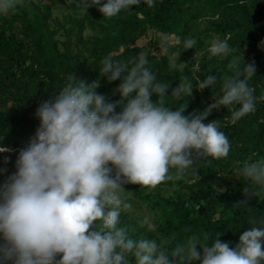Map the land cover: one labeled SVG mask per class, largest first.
Instances as JSON below:
<instances>
[{
	"label": "clouds",
	"instance_id": "9594fccd",
	"mask_svg": "<svg viewBox=\"0 0 264 264\" xmlns=\"http://www.w3.org/2000/svg\"><path fill=\"white\" fill-rule=\"evenodd\" d=\"M20 2L0 0V14ZM80 2L82 11L94 5L102 17L111 18L132 5L151 8L156 0ZM194 44V38L181 44L176 36L163 40L159 48L167 53L180 45L169 59L171 69L183 63L177 62L179 51ZM258 47L264 50V37ZM230 51L225 39H213L208 47L210 56ZM228 68L232 74L223 79L222 94L212 93L211 103L188 113L185 98L192 93L193 81L184 77L167 93L170 82L156 79L143 52L125 61L110 55L101 60L100 78L120 80L112 90L116 100L96 91L100 79L85 83L71 72L55 96L37 106L39 124L18 150L15 170L0 181V264H264V215L248 217L249 227L232 247L218 239L221 234L210 244L198 237L175 243L134 239L119 223L121 207H128L123 185L155 187L181 178L197 158L228 155L230 142L217 119L204 118L224 106L235 123L264 101V93L254 94L249 84L254 62L243 60L241 67L232 59ZM216 81L207 73L196 79L195 87L211 90ZM166 96L175 98V107L165 102ZM6 151L11 149L0 143V152ZM8 159L3 157L5 163ZM5 171L0 167V173ZM234 171L236 178L248 182L244 193H264V159L244 162Z\"/></svg>",
	"mask_w": 264,
	"mask_h": 264
},
{
	"label": "trees",
	"instance_id": "16d2710c",
	"mask_svg": "<svg viewBox=\"0 0 264 264\" xmlns=\"http://www.w3.org/2000/svg\"><path fill=\"white\" fill-rule=\"evenodd\" d=\"M83 7L80 0H21L14 10L0 14V143L11 149L0 152V167L6 169L0 181L15 170L18 150L39 124L34 115L37 106L54 97L71 72L85 83L100 79L96 91L112 100L119 98L112 92L119 78H100L99 67L106 55L125 61L143 52L156 79L170 82L167 93L184 77L192 80L185 113L202 110L213 101L212 93L222 94L223 79L232 74L228 68L232 59L241 67L243 60L254 62L249 84L254 94L264 93V50L258 47L264 37V0H156L151 8L143 3L132 5L131 10H121L111 18L102 17L94 5L86 11ZM160 36L171 40L179 36L181 44L191 37L195 44L181 49L177 62L183 63L170 69L169 59L180 45L156 53L164 40ZM141 38L148 41L146 46L138 44ZM213 39L227 40L231 51L210 56ZM207 73L217 77L215 85L211 90L197 89L196 79ZM165 102L172 107L177 104L171 96ZM212 119H217L230 142L227 156L197 158L181 178L161 181L155 187L123 185L128 207H121L119 223L132 238L175 243L198 237L210 244L221 234L218 239L232 247L239 233L249 227L247 218L264 215V193H244L248 182L236 178L234 171L244 162L264 159V101L235 123L224 106L212 109L203 122ZM5 156L9 157L6 163ZM242 200L247 202H238ZM139 208L150 215L153 225L144 222L136 212ZM196 248L201 251L200 245Z\"/></svg>",
	"mask_w": 264,
	"mask_h": 264
},
{
	"label": "rangeland",
	"instance_id": "374dc122",
	"mask_svg": "<svg viewBox=\"0 0 264 264\" xmlns=\"http://www.w3.org/2000/svg\"><path fill=\"white\" fill-rule=\"evenodd\" d=\"M67 1V0H66ZM56 13H58L57 11H54V14H56ZM150 33L152 32V30H150L149 31ZM161 37V36H160ZM161 40H165V39H167V40H171V37H161L160 38ZM147 43H148V41L147 40H144L143 38H141L139 41H138V44H140V45H142V46H146L147 45ZM155 52L157 53V52H163L159 47L157 48V50H155ZM142 205H144V204H142ZM136 212L139 214V215H141V216H143L144 218L145 217H147V221L149 222V224L150 225H153V220L151 219V217H150V215H148L147 213H145V211L142 209V208H139V209H136Z\"/></svg>",
	"mask_w": 264,
	"mask_h": 264
}]
</instances>
